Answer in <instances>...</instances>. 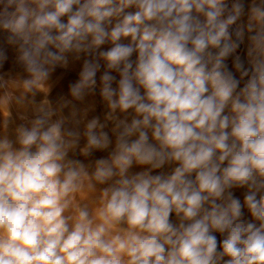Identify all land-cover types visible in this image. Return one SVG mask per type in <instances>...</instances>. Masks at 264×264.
I'll list each match as a JSON object with an SVG mask.
<instances>
[{"label": "clouds", "instance_id": "clouds-1", "mask_svg": "<svg viewBox=\"0 0 264 264\" xmlns=\"http://www.w3.org/2000/svg\"><path fill=\"white\" fill-rule=\"evenodd\" d=\"M0 32L33 111L0 136V264H264V0H0ZM101 61L104 122L74 103Z\"/></svg>", "mask_w": 264, "mask_h": 264}, {"label": "crops", "instance_id": "crops-1", "mask_svg": "<svg viewBox=\"0 0 264 264\" xmlns=\"http://www.w3.org/2000/svg\"><path fill=\"white\" fill-rule=\"evenodd\" d=\"M6 33L0 32V47H3L7 55V60L0 67V75L4 76L6 80V87L0 88V136L7 135L10 138L15 137V128L22 123H27L25 120H21L20 117L27 116L28 119L33 118L32 105L25 102L24 104L17 103L16 98L22 93V88L19 86L21 77L24 75L21 67L16 63V50L13 46L6 43ZM124 43H129L130 38L125 39ZM111 47L110 43H106L102 46L101 50H107ZM244 45L241 46L240 53L243 56ZM134 58V57H133ZM101 71L97 73V88L93 94L85 97L83 102L74 101L78 109L88 108L87 119H91L93 116H99L101 122H104V115L106 108L99 95L100 80L99 77L105 70L103 67V61H101ZM82 61L72 62L68 68H58L51 76L47 83V97L55 105L61 97L71 99L69 94V86L75 83L79 78V72L81 70ZM112 75L116 76L117 80L119 76L113 72ZM115 87V84L113 85ZM45 97V92H38L35 100L41 101ZM64 114H68V109H64ZM84 125H80V130L83 131ZM111 124L109 123L105 131L110 132ZM83 143V141H82ZM107 152H95L91 157L85 158L77 155L75 159L81 160L86 166L94 165L96 159L106 158ZM143 169L138 166H133V172H139ZM155 174V173H154ZM94 194L85 193V202H89ZM234 195L243 200V190H234ZM79 198V197H78Z\"/></svg>", "mask_w": 264, "mask_h": 264}]
</instances>
